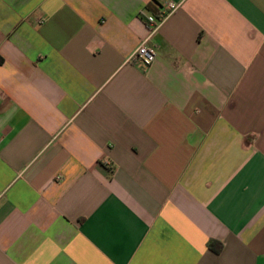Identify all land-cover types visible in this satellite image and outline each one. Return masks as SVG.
<instances>
[{
	"label": "crops",
	"instance_id": "0c3cea01",
	"mask_svg": "<svg viewBox=\"0 0 264 264\" xmlns=\"http://www.w3.org/2000/svg\"><path fill=\"white\" fill-rule=\"evenodd\" d=\"M0 264H264V0H0Z\"/></svg>",
	"mask_w": 264,
	"mask_h": 264
},
{
	"label": "built area",
	"instance_id": "2783aa9c",
	"mask_svg": "<svg viewBox=\"0 0 264 264\" xmlns=\"http://www.w3.org/2000/svg\"><path fill=\"white\" fill-rule=\"evenodd\" d=\"M176 4L172 1H167L162 9L156 14L145 15L144 20L147 23L149 33L145 39H143L133 51L131 58H136L144 64H150L156 55V48L149 43V40L153 33H155L158 26L166 18L168 13L176 8Z\"/></svg>",
	"mask_w": 264,
	"mask_h": 264
},
{
	"label": "trees",
	"instance_id": "16d2710c",
	"mask_svg": "<svg viewBox=\"0 0 264 264\" xmlns=\"http://www.w3.org/2000/svg\"><path fill=\"white\" fill-rule=\"evenodd\" d=\"M214 245H217L216 247ZM220 242H216V241H209L208 242V246L213 249V251L217 252L220 249Z\"/></svg>",
	"mask_w": 264,
	"mask_h": 264
}]
</instances>
